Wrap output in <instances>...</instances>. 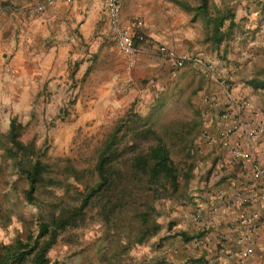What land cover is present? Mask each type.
I'll use <instances>...</instances> for the list:
<instances>
[{"label": "rangeland", "instance_id": "obj_1", "mask_svg": "<svg viewBox=\"0 0 264 264\" xmlns=\"http://www.w3.org/2000/svg\"><path fill=\"white\" fill-rule=\"evenodd\" d=\"M153 1L157 5L159 1L163 3L164 9L160 13L140 6L135 10L129 7L124 20V24L140 20L146 37L144 43L138 44V62L134 68L127 70V61L119 51L111 29L109 33L102 34L106 35L104 45L107 52L104 56L93 55V63L88 66L86 73L77 74L80 60L72 58L68 62L66 85L59 86L56 90L51 87L40 91V95L45 97L43 101L49 99L50 107L44 106L43 101L37 99L31 120L23 121L30 117L24 114L21 121L16 118L26 126L23 141H35L41 154H45L50 160L72 158L76 166L82 169L92 166L96 147L133 105L139 113L146 116L154 99L164 96L165 106L160 116V126L179 123L187 125L190 131L187 140L193 145L192 156L188 157L183 146H178L173 151V158L182 170V177L191 165L194 169L188 180L185 177L181 179V190L175 199L160 201L158 221L161 230L157 235L142 244H131L128 233L115 235L113 230H108L101 220L91 214L83 227L69 230L61 236L49 253L51 264H182L183 261H187L186 264H205L202 261L205 253L202 243L204 233L191 222V215L196 210L195 200L200 199L198 194L204 192V183L208 180L207 156L198 152L203 147L201 135L204 129L215 124L220 113L219 108L210 106L212 99L220 97V84L224 82L230 89L237 84H244L246 88L252 80L255 65L257 64L256 73L264 68V51L254 52L256 44L263 45L261 47L264 50V0H210L212 12L230 10L235 15L233 38L228 46L221 48L232 54L231 60L213 55L217 50L206 47L203 23H192L191 16L181 6L170 0ZM188 1L199 3V0ZM159 15L166 21L174 17L179 20L182 17L189 19L195 36L188 52L200 57L205 67L187 65L177 70L159 55L158 49L162 45L150 36V31L156 29ZM229 23L227 21L226 26ZM104 29L103 23L100 30ZM197 36L201 37L200 41ZM246 54L247 60L243 65L246 73L241 78L237 76V70L241 66L237 60L242 55L246 57ZM2 65L6 66L4 63ZM92 70L99 74L103 72L109 85L92 91L97 99L100 98V102L93 106L91 118L78 128L74 124L75 117L71 115L76 103L88 92L85 83ZM212 71H215L213 75ZM7 81L3 94L7 93L9 96V85L12 82L8 77ZM55 95H59L65 102L55 107L54 104L51 105ZM108 95L109 101L105 99ZM128 95L133 100H127ZM9 105L8 99L1 102L0 117L10 114ZM256 109L264 111L260 106ZM3 122L5 121L0 119V242L11 244L17 237L25 236L26 230L21 219L34 220V235L38 234V223L37 209L23 195L26 183L18 178L10 161L6 159ZM94 123H98L96 128ZM171 223L173 227L169 230ZM181 232L192 239L186 241Z\"/></svg>", "mask_w": 264, "mask_h": 264}, {"label": "trees", "instance_id": "obj_2", "mask_svg": "<svg viewBox=\"0 0 264 264\" xmlns=\"http://www.w3.org/2000/svg\"><path fill=\"white\" fill-rule=\"evenodd\" d=\"M170 1L181 6L192 23H203L204 42L210 47L220 50L229 45L236 28L230 10L212 12L210 0L197 4ZM261 69L250 82L256 90H264ZM164 106V96L157 97L144 116L133 105L96 147L92 166L82 169L72 158L48 159L35 141H23L26 126L16 117L11 119L5 135L6 159L26 183L23 195L37 209L38 234L33 233V219H21L25 236L11 244L0 242V264H51L49 253L61 236L83 227L91 214L115 235L128 233L131 244L157 235L160 201L175 199L181 179L188 180L194 169L191 165L182 177L173 151L183 146L188 157L192 156L193 145L187 140L190 131L182 123L161 127ZM172 227L171 223L169 230ZM181 236L192 239L185 232Z\"/></svg>", "mask_w": 264, "mask_h": 264}, {"label": "crops", "instance_id": "obj_3", "mask_svg": "<svg viewBox=\"0 0 264 264\" xmlns=\"http://www.w3.org/2000/svg\"><path fill=\"white\" fill-rule=\"evenodd\" d=\"M44 1L46 0H0V104L7 99L10 104V114L0 117L1 121H5L3 122V132L5 133L9 130L11 119L18 117L21 121L24 114L30 115V117H26L23 121L31 120L32 112L36 106L35 101L45 99L44 95H40V91L51 87L56 90L59 86L66 85L70 59L80 60L77 74H84L89 70L88 66L93 63V55L104 56L107 52V47L104 45L106 35L102 34L109 33L111 28L106 16L105 0H61L47 13H38L36 7ZM121 2L123 21L129 7L135 10L140 6L145 10H157V13L164 9L161 1L158 2V5L153 0H121ZM158 19L156 29L150 31V36L159 44L173 49L179 54L190 53L188 50L193 45L195 35L189 19L182 17L179 20L174 17L167 22L160 15ZM103 23L104 31L100 30ZM197 38L200 41L201 37L197 36ZM83 45L87 46L83 47ZM207 46L209 45L206 44ZM254 46L255 53L264 51L261 47L263 45L256 44ZM221 48H224V45ZM228 52L220 49L213 55L216 57L221 55L223 60L225 57L231 60L232 54ZM246 58L247 54L246 57L242 55L237 60L241 64L239 71L237 70V76L241 78L246 73L243 70ZM257 58L258 56L255 59L257 60ZM2 63L6 66H3ZM168 63L173 65L171 62ZM256 67L257 64L255 69ZM255 69H252L254 70L252 79L257 75ZM214 72L212 71V75ZM7 77L12 82L9 85V96L7 93L3 94V89L5 86L7 87ZM108 85L109 82L103 72L101 74L96 70L90 72L85 83V89L88 92L76 103L73 115H71V117H75V126L78 128L84 126L86 121L91 118L93 106L100 102V98L97 99L92 91L100 90L102 86L108 87ZM244 86V84H237L233 89L228 88L235 97L250 101L253 108L260 106L264 109V90L254 89L250 82L246 88ZM107 93L109 94V90ZM219 96L224 101L221 91ZM128 98L127 100H133L131 95H128ZM105 99L109 101V95ZM64 102L59 95H55L51 100V105L54 104L55 107V105ZM43 105L50 107L48 98L46 102L43 101ZM215 121V124L208 128L214 133L231 125V122H222L219 115ZM97 125L98 123H94V128ZM202 146L204 154L207 156L206 166H208L206 172L208 180L204 183L206 187L202 194H198L200 199H197L203 202L202 223L194 221V213L191 215V222L195 223L204 233V240H202L205 247L203 263L264 264V199L261 198L260 182L251 173L252 164L247 162L244 166L237 165L233 163L224 149L218 146L212 149ZM257 158L264 166V140L258 148ZM205 170L204 167V172ZM218 188L222 189L228 198L234 201L233 208H226L223 204L214 201V190ZM238 194L251 198L250 205L240 202ZM214 206L218 209L216 213H212ZM243 214L259 215L262 224L254 253L239 263L238 257L232 258L219 250L218 238L221 235H226L229 239V251L238 252L239 248L234 244V240L245 232V229L238 226V221ZM186 262L183 261L182 264H186Z\"/></svg>", "mask_w": 264, "mask_h": 264}, {"label": "built area", "instance_id": "obj_4", "mask_svg": "<svg viewBox=\"0 0 264 264\" xmlns=\"http://www.w3.org/2000/svg\"><path fill=\"white\" fill-rule=\"evenodd\" d=\"M61 0H46L36 7L38 13H47L55 7ZM106 16L109 25L115 35L117 46L121 54L127 61V70L134 68L138 62V44L145 42L143 33V23L135 19L128 24H124L122 18L123 5L121 0H105ZM159 55L168 62H171L175 69L180 70L187 65L195 67H205L203 60L191 53L179 54L173 49L164 45L158 49ZM220 98L212 99L210 106L219 108V119L222 122H231L230 126L221 128L217 133L204 129L201 135V142L204 148L220 147L224 149L233 163L246 165L250 162L253 177L260 182L261 198L264 199V166L257 158L258 148L264 140V111L253 108L252 103L247 99L235 97L224 82L221 84ZM204 154L203 148L200 149ZM214 201L223 204L226 208H233L234 201L228 198L227 194L220 188L214 190ZM238 200L243 204L251 203V198L238 194ZM196 210L194 221L202 223V204L195 200ZM217 207L212 208V213L217 212ZM262 219L257 214H243L238 221V226L245 229L239 237L234 240V244L239 251H229V239L226 235L218 238L219 250L230 257H238L239 263L249 258L255 251L257 236L261 228ZM205 225V224H204Z\"/></svg>", "mask_w": 264, "mask_h": 264}]
</instances>
